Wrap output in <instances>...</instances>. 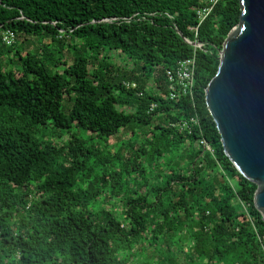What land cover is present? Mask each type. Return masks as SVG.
<instances>
[{"label": "trees", "instance_id": "trees-1", "mask_svg": "<svg viewBox=\"0 0 264 264\" xmlns=\"http://www.w3.org/2000/svg\"><path fill=\"white\" fill-rule=\"evenodd\" d=\"M205 1L0 0V264H264L257 185L204 96L239 0L194 47ZM192 55L193 92L170 99L164 71Z\"/></svg>", "mask_w": 264, "mask_h": 264}, {"label": "water", "instance_id": "water-1", "mask_svg": "<svg viewBox=\"0 0 264 264\" xmlns=\"http://www.w3.org/2000/svg\"><path fill=\"white\" fill-rule=\"evenodd\" d=\"M239 5L204 96L225 155L257 185L253 203L264 220V0Z\"/></svg>", "mask_w": 264, "mask_h": 264}, {"label": "built area", "instance_id": "built-area-1", "mask_svg": "<svg viewBox=\"0 0 264 264\" xmlns=\"http://www.w3.org/2000/svg\"><path fill=\"white\" fill-rule=\"evenodd\" d=\"M219 0H206L204 5L199 6L196 9V15L198 17V22L195 26L190 27V29L194 30L195 38L193 40V46L197 47L200 45V43L197 41V29L199 24L203 21V19L210 13L213 6L218 2ZM14 33L11 30H5L2 36V40L9 44L13 42L14 40ZM165 76L167 78L168 84H169V98L174 99L176 97L177 91H180L183 94H189L191 95L193 92V87L195 84V56L192 55L190 57L178 60L175 66L172 68H166L165 69ZM126 86L135 87L136 84L134 82H126ZM156 104L151 103L148 106L147 111H153ZM194 121H196L194 119ZM199 143L203 146L204 149L212 151L210 145L203 139H199Z\"/></svg>", "mask_w": 264, "mask_h": 264}, {"label": "rangeland", "instance_id": "rangeland-1", "mask_svg": "<svg viewBox=\"0 0 264 264\" xmlns=\"http://www.w3.org/2000/svg\"><path fill=\"white\" fill-rule=\"evenodd\" d=\"M17 40H22L23 42V49H29V48H33L36 44H37V39L33 38V37H25L23 35H20L17 37ZM116 62H118V64L122 65V60L121 58H116L115 59ZM148 84H152L151 79L148 81ZM71 107V102H69L67 99H65V101H63L62 103V109L64 112H68L69 109ZM135 127L136 129L138 128V126L136 125V123L134 121H131L129 124L128 128H125L123 130H121L119 133H117L114 137H112L111 139V145L109 146L108 149L114 150L117 145H120L121 142L126 138V136L128 135L129 129ZM95 142L99 143L100 146H102L103 142L101 140H96L94 139ZM103 148V147H102Z\"/></svg>", "mask_w": 264, "mask_h": 264}]
</instances>
